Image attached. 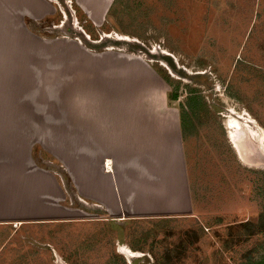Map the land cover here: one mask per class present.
Wrapping results in <instances>:
<instances>
[{
  "label": "rangeland",
  "instance_id": "1",
  "mask_svg": "<svg viewBox=\"0 0 264 264\" xmlns=\"http://www.w3.org/2000/svg\"><path fill=\"white\" fill-rule=\"evenodd\" d=\"M54 1L56 12L38 25L42 40L57 38L56 61L42 51L40 137L26 127V172L40 170L41 186L26 194L34 218L0 243V264H246L264 256V0ZM78 49L142 58L168 77V100L183 120L191 212L106 218L79 210L80 140L69 136L66 147L63 130L48 129L64 124L70 105L92 99L81 73L89 61L72 65ZM115 60L106 62L105 84L125 70ZM232 132L261 167L241 161Z\"/></svg>",
  "mask_w": 264,
  "mask_h": 264
},
{
  "label": "crops",
  "instance_id": "2",
  "mask_svg": "<svg viewBox=\"0 0 264 264\" xmlns=\"http://www.w3.org/2000/svg\"><path fill=\"white\" fill-rule=\"evenodd\" d=\"M55 12L54 0H0V243L3 247L10 235L17 232L18 225L24 224L26 218H34L26 216V194H39L41 173L35 168L26 172L27 164L30 165L26 162V138L30 136L26 127L31 128L30 137H40L42 51L49 61H56L57 38L42 40L38 25ZM76 43L69 45L79 47V42ZM79 52L71 59L72 65L77 66L79 58L89 61L81 73L89 85L86 96L92 99L84 104V97L80 104L70 105L71 116L65 115L64 124L50 121L53 124L48 126L63 130L60 138H64L66 147L69 136L77 134L80 140L82 204L79 210L106 218L107 215L167 217L175 213L173 210L191 212L194 203L184 167L182 118L168 100V82L142 58L137 61L130 56L123 61L115 60L110 51ZM113 60L118 64L123 62L125 70L114 71V75H120L116 79L119 83L105 84L112 70L106 62ZM81 73H75L76 77H82ZM117 92H121L119 99ZM127 94L132 97H126ZM71 147L75 148L72 144ZM26 183L32 185V191H26ZM70 210L65 208L68 213Z\"/></svg>",
  "mask_w": 264,
  "mask_h": 264
},
{
  "label": "bare ground",
  "instance_id": "3",
  "mask_svg": "<svg viewBox=\"0 0 264 264\" xmlns=\"http://www.w3.org/2000/svg\"><path fill=\"white\" fill-rule=\"evenodd\" d=\"M228 126H229V127H233V128H238V127L235 125L234 122L228 123ZM233 128H232V131L234 130ZM229 134H230V133H229ZM231 140H232V143H233L234 148L236 149L237 153L239 154L238 156H240V159H241V161H242L244 164H247V165H249V166H258V167H261L260 164L257 165L256 163H253L252 161H249V160L245 159L246 157L243 156V155H244V154H243V147H241V145H240L239 142H238L239 138L236 137V136H234L233 132H232V134H231ZM120 249H121V248H120ZM126 250H128V249L126 248ZM121 251H122V250H121ZM125 253H126L128 256H131V255H132L129 251H125ZM133 255H134V253H133Z\"/></svg>",
  "mask_w": 264,
  "mask_h": 264
},
{
  "label": "trees",
  "instance_id": "4",
  "mask_svg": "<svg viewBox=\"0 0 264 264\" xmlns=\"http://www.w3.org/2000/svg\"><path fill=\"white\" fill-rule=\"evenodd\" d=\"M160 72V71H159ZM160 74L164 77V79L170 84V82L168 81V77L165 75V74H163V73H161L160 72ZM170 98L171 99H177L178 98V95H177V93H171V95H170ZM182 122H183V120H182ZM246 264H264V256H262L259 260H252V259H249L248 260V262L246 263Z\"/></svg>",
  "mask_w": 264,
  "mask_h": 264
}]
</instances>
